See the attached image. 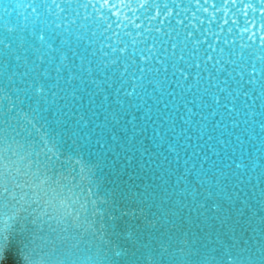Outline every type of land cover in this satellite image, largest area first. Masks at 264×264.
<instances>
[{
	"label": "water",
	"instance_id": "obj_1",
	"mask_svg": "<svg viewBox=\"0 0 264 264\" xmlns=\"http://www.w3.org/2000/svg\"><path fill=\"white\" fill-rule=\"evenodd\" d=\"M68 156L95 232L49 209L2 264H264V0H0V219Z\"/></svg>",
	"mask_w": 264,
	"mask_h": 264
},
{
	"label": "snow or ice",
	"instance_id": "obj_2",
	"mask_svg": "<svg viewBox=\"0 0 264 264\" xmlns=\"http://www.w3.org/2000/svg\"><path fill=\"white\" fill-rule=\"evenodd\" d=\"M36 91L37 93H41L43 86H37ZM41 139L43 140L44 138L41 137ZM47 144L48 142L45 141L47 153H51L52 156H56L59 159L57 152L54 150L55 146L48 147ZM42 153H44L43 149ZM26 159V156L20 157V161ZM62 163L68 166L67 175L60 173L58 178H53L47 171L37 169L23 183H15V188L21 190L19 200L17 201L19 207L11 215H6L3 219H0V239H2V242H0V252L3 254V260H7L12 247V239L17 232L18 235L26 233L27 246L33 252L36 250V247H38L36 242L44 239L40 235V227L37 221L44 216L50 215L49 209L56 214L53 219H56L58 224L70 217L74 227H83L86 232H95L94 221H88L86 215L89 207L93 210V216L100 214L97 211V199L92 198L96 187L95 181L92 178L93 167L83 159L73 156L66 157ZM24 167L30 169L32 165L28 163ZM16 172L20 174V168H17ZM8 176L9 169L7 164H5L4 171L0 173V186H2L5 193L9 191ZM14 180L15 178H13ZM25 188L31 191L32 196L30 198L28 197V193L24 191ZM12 199H16L15 192L12 193ZM105 202L101 201V203ZM31 204L40 205L43 210L36 214L35 219L29 220V216L32 213H28V215H25V213L28 212V207H31ZM25 205L28 207H25ZM129 214L134 215V213L130 212L124 213V215ZM100 239L103 240L104 237L101 236ZM24 264H40V262L27 258Z\"/></svg>",
	"mask_w": 264,
	"mask_h": 264
},
{
	"label": "clouds",
	"instance_id": "obj_3",
	"mask_svg": "<svg viewBox=\"0 0 264 264\" xmlns=\"http://www.w3.org/2000/svg\"><path fill=\"white\" fill-rule=\"evenodd\" d=\"M2 260H3V254L2 252H0V262H2Z\"/></svg>",
	"mask_w": 264,
	"mask_h": 264
}]
</instances>
